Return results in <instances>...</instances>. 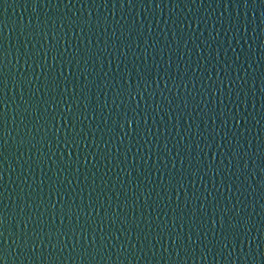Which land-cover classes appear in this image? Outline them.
Listing matches in <instances>:
<instances>
[{"label":"water","instance_id":"water-1","mask_svg":"<svg viewBox=\"0 0 264 264\" xmlns=\"http://www.w3.org/2000/svg\"><path fill=\"white\" fill-rule=\"evenodd\" d=\"M0 264H264V0H0Z\"/></svg>","mask_w":264,"mask_h":264}]
</instances>
